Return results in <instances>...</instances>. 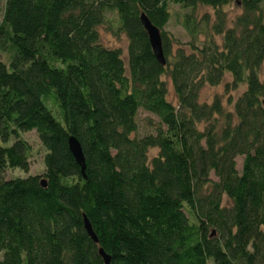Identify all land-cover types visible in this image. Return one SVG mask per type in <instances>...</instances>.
<instances>
[{
    "label": "trees",
    "instance_id": "obj_1",
    "mask_svg": "<svg viewBox=\"0 0 264 264\" xmlns=\"http://www.w3.org/2000/svg\"><path fill=\"white\" fill-rule=\"evenodd\" d=\"M231 2L242 10L228 25ZM263 3L5 0L0 264H264ZM202 5L213 21L198 15ZM143 12L160 29L164 64ZM172 15L187 46L164 28ZM101 26L126 36L125 56L101 41ZM227 73L226 88L245 85L232 107L219 94L201 100L205 84ZM140 109L157 117L141 135ZM30 130L45 149L43 173L6 177L29 170ZM70 135L81 142L84 175Z\"/></svg>",
    "mask_w": 264,
    "mask_h": 264
},
{
    "label": "rangeland",
    "instance_id": "obj_2",
    "mask_svg": "<svg viewBox=\"0 0 264 264\" xmlns=\"http://www.w3.org/2000/svg\"><path fill=\"white\" fill-rule=\"evenodd\" d=\"M5 4V0H0V17L2 16V11L3 7ZM170 8L172 11H175L179 9V6H177L174 3H170ZM264 6V3H263ZM223 10L225 11V15H227V23L228 25H231L233 23V19L235 16L241 12L242 7L235 2H231L229 4L224 5ZM202 12H208L209 15H211V20L213 21L214 19V9L208 6H203L199 7L197 13L198 15L202 14ZM112 16V14H109ZM172 18L169 20V22L164 26L165 30L167 31L168 35L174 39V46L177 45L179 42L183 46H187V42L190 40L189 35L186 31V29L181 25L180 22L176 20L173 15L171 16ZM99 31H101V41L105 43L106 45L110 47H120L122 49L123 55H126V45H127V39L126 36L122 33H115L111 30H109L106 26H101L99 28ZM219 39V38H218ZM230 74L227 73L225 75L224 81L220 84H217L216 86H210L208 84H205V86L201 89L200 93V98L201 100L204 101H210L216 94H219L222 97L223 103L225 104L226 107H232L231 102H229V98L231 96V99L234 100L236 97L239 96V94L242 92L243 88L245 85H240L238 86L237 89H231L226 88V81L229 80ZM167 83H168V94L169 98L171 100H175V94L173 91V85L170 82L168 78ZM148 116H152L155 119L153 114L148 113L144 109H140L139 114H138V134L141 135V133H144L147 130H151L150 127L146 125L147 123V118ZM23 136L28 140L29 144L31 145V151H30V162H29V170L24 171L23 169H17V168H10L7 169L5 172L6 177L10 176H24L28 174H42L43 170L45 168L44 162H43V157H44V146L40 143L38 134L35 132V130H30L27 132L22 133ZM158 150L153 147V149H150V156L155 154ZM241 161H242V156L237 157V168H240L241 166ZM212 177H214V174H211ZM1 255V253H0ZM1 257V256H0Z\"/></svg>",
    "mask_w": 264,
    "mask_h": 264
},
{
    "label": "water",
    "instance_id": "obj_3",
    "mask_svg": "<svg viewBox=\"0 0 264 264\" xmlns=\"http://www.w3.org/2000/svg\"><path fill=\"white\" fill-rule=\"evenodd\" d=\"M140 18L144 29H146L147 31L148 39L150 40L152 51H154L155 57L159 62L164 64L166 61L164 57V50L162 49V39H161L160 29L152 23L150 18H148V16H146L144 12L140 14ZM67 143L69 144V149L71 153L74 155L78 164L81 165V171L84 175L86 164L84 160V153H82L81 142L78 141L76 136L70 135L68 137ZM41 184L44 186L45 180H42ZM84 219H85L84 226L89 236H91L95 241H97L98 238L95 231L92 229L90 220L87 219L85 216ZM99 252H101V254L103 255L105 262L108 263L110 260V256L106 252H104L103 249L101 248L99 249Z\"/></svg>",
    "mask_w": 264,
    "mask_h": 264
}]
</instances>
